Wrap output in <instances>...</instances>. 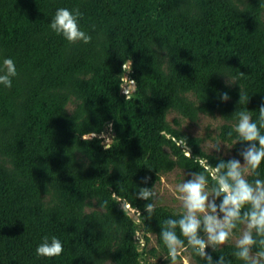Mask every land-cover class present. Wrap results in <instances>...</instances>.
Returning <instances> with one entry per match:
<instances>
[{
  "label": "trees",
  "instance_id": "1",
  "mask_svg": "<svg viewBox=\"0 0 264 264\" xmlns=\"http://www.w3.org/2000/svg\"><path fill=\"white\" fill-rule=\"evenodd\" d=\"M59 8L79 9L90 43L51 31ZM6 58L18 74L10 88L0 85V264H138L136 233L153 235L166 255L159 233L182 213L157 206L139 217L141 227L113 193L145 214L146 201L134 196L141 187L155 191L174 168L208 175L196 157L216 165L201 138L168 123L170 111L191 122L219 114L218 137L233 146L223 158H242L236 113L248 110L255 121L264 104V0H0V67ZM129 60L135 86L125 96ZM109 124L106 151L99 136ZM258 171L264 179V161ZM45 237L62 242L60 256L36 254ZM235 251L227 244L212 255L243 264Z\"/></svg>",
  "mask_w": 264,
  "mask_h": 264
},
{
  "label": "clouds",
  "instance_id": "2",
  "mask_svg": "<svg viewBox=\"0 0 264 264\" xmlns=\"http://www.w3.org/2000/svg\"><path fill=\"white\" fill-rule=\"evenodd\" d=\"M82 13L79 9L69 10L59 8L49 23L52 32L62 36L68 43L83 42L88 44L92 36L82 31L79 19ZM131 60L128 67L131 71ZM129 71V72H130ZM17 69L11 58L3 60L0 67V85L6 88L12 86V78L17 76ZM243 75V73H241ZM127 80V79H126ZM133 88L135 81H130ZM133 88H125L124 95L131 93ZM230 96L227 92L220 94L221 102H227ZM248 102L246 93L239 92L238 102ZM238 119L235 125V144L241 143L242 147L238 155L225 160L222 155L216 157L215 166L208 159L196 157L199 165L208 175L201 172L190 173V178L176 185L175 198L180 201L182 214L178 218H169L164 221V227L159 233L167 253L163 257L169 264H179L178 258L183 257V264H191L192 250L199 256L204 264H232L230 259L219 255L214 259L212 253H219L223 246L227 245L229 238L235 235L239 225H243L242 234L235 240V257L243 264H264V179L259 178L258 171L264 161V104L258 110V119L253 120L252 112L245 110L236 113ZM111 125L108 128L111 129ZM93 134L90 139L96 137ZM162 136L170 138L167 132H161ZM232 136V133H228ZM103 139V147L107 151L111 147L113 138L100 134ZM183 151L192 156L190 147L187 146L186 138L180 139ZM221 145L217 144L213 149L221 152ZM253 177L251 181L247 178ZM211 179V184L209 181ZM151 177L145 176L142 183L147 184ZM117 204L124 209L126 201L113 193ZM136 200L146 201L143 212L133 209L131 219L138 225H142L139 217L151 216L159 202L157 193L152 187H141L134 194ZM179 230V231H177ZM137 241L136 251L143 253V231H138L135 236ZM211 251H208V250ZM253 249H256L253 251ZM64 251L62 242L52 237L51 240L44 238L37 247L36 254L45 258L60 256ZM188 253V255H185Z\"/></svg>",
  "mask_w": 264,
  "mask_h": 264
},
{
  "label": "rangeland",
  "instance_id": "3",
  "mask_svg": "<svg viewBox=\"0 0 264 264\" xmlns=\"http://www.w3.org/2000/svg\"><path fill=\"white\" fill-rule=\"evenodd\" d=\"M124 69L127 72L123 75V80L121 84V93L123 95H124V90L122 89L123 87L132 88V84L130 83L131 80L129 79L128 76V69H129L128 65L124 66ZM129 95L130 93L125 94V96H129ZM73 108H74V103L70 102L67 106L68 111L71 112ZM167 121L174 129H178L181 133H184L185 135L201 138L203 140L201 148L207 154L215 153L218 155H222L223 157H232L233 146L228 143L222 142L218 137L220 127L224 123V120L221 118L219 114H215L213 116L200 115L199 119L196 122H191L190 120L182 117L180 114L174 111H170L167 115ZM103 134L113 137L112 131L111 129L108 128V126H106ZM99 138H101V136H99ZM217 144H222L220 153H217L213 149V147ZM240 160L243 163L242 158ZM189 178H190V173L180 168H174L170 172L163 173L161 175L160 181L154 187V190L157 193L159 199L157 206H163L174 212L182 213L180 201L176 200L174 192L176 185L182 183L185 179H189ZM242 231H243V225L238 231L235 232V235L233 237L229 238L227 244L235 245V240L239 235L242 234ZM144 241L145 243L143 246V253L139 258L138 264H169V262L163 258L166 255L160 253V251L158 250L156 245V240L153 235H148V239L147 240L144 239ZM152 249L157 250L155 255H152L150 253ZM185 255H188V253H185ZM179 264H183V257H180ZM191 264H195L192 259H191Z\"/></svg>",
  "mask_w": 264,
  "mask_h": 264
},
{
  "label": "water",
  "instance_id": "4",
  "mask_svg": "<svg viewBox=\"0 0 264 264\" xmlns=\"http://www.w3.org/2000/svg\"><path fill=\"white\" fill-rule=\"evenodd\" d=\"M132 88H133V86H132ZM124 209L127 210V211H129V216H130V217H131V214H134V213L132 212L133 209L130 207L129 204H126V203H125V205H124Z\"/></svg>",
  "mask_w": 264,
  "mask_h": 264
},
{
  "label": "built area",
  "instance_id": "5",
  "mask_svg": "<svg viewBox=\"0 0 264 264\" xmlns=\"http://www.w3.org/2000/svg\"><path fill=\"white\" fill-rule=\"evenodd\" d=\"M92 135H93V134H92ZM92 135H91V136H92ZM91 136H90V137H91ZM111 143H112V142H111Z\"/></svg>",
  "mask_w": 264,
  "mask_h": 264
}]
</instances>
